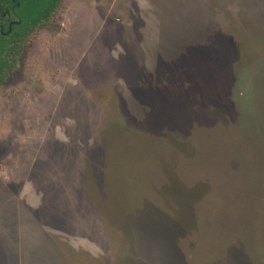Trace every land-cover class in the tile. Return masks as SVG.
<instances>
[{"label": "rangeland", "instance_id": "374dc122", "mask_svg": "<svg viewBox=\"0 0 264 264\" xmlns=\"http://www.w3.org/2000/svg\"><path fill=\"white\" fill-rule=\"evenodd\" d=\"M0 264H264V0H61L0 86Z\"/></svg>", "mask_w": 264, "mask_h": 264}, {"label": "trees", "instance_id": "16d2710c", "mask_svg": "<svg viewBox=\"0 0 264 264\" xmlns=\"http://www.w3.org/2000/svg\"><path fill=\"white\" fill-rule=\"evenodd\" d=\"M61 0H24L21 6L22 29L12 36H0V86L16 71L24 46L37 28L49 26ZM28 31V33H26ZM11 38V39H10Z\"/></svg>", "mask_w": 264, "mask_h": 264}, {"label": "flooded vegetation", "instance_id": "af4514ba", "mask_svg": "<svg viewBox=\"0 0 264 264\" xmlns=\"http://www.w3.org/2000/svg\"><path fill=\"white\" fill-rule=\"evenodd\" d=\"M19 1L24 0H0V36L7 39V37L15 35L18 29H22L21 20V6ZM42 28H37L32 35ZM28 33V31L26 32ZM11 38L14 39V36ZM10 38V39H11Z\"/></svg>", "mask_w": 264, "mask_h": 264}]
</instances>
